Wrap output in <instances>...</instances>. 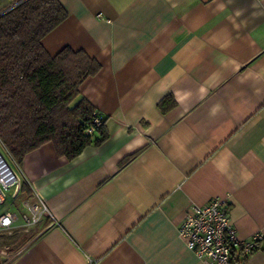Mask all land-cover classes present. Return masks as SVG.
Segmentation results:
<instances>
[{"label": "crops", "instance_id": "0c3cea01", "mask_svg": "<svg viewBox=\"0 0 264 264\" xmlns=\"http://www.w3.org/2000/svg\"><path fill=\"white\" fill-rule=\"evenodd\" d=\"M58 1L41 44L99 62L79 93L106 138L72 159L46 142L14 166L52 216L0 232L4 264H203L177 227L214 197L238 239L264 237V0ZM233 261L264 264V241Z\"/></svg>", "mask_w": 264, "mask_h": 264}, {"label": "trees", "instance_id": "16d2710c", "mask_svg": "<svg viewBox=\"0 0 264 264\" xmlns=\"http://www.w3.org/2000/svg\"><path fill=\"white\" fill-rule=\"evenodd\" d=\"M0 12V143L7 156L19 166L46 142L67 159L100 144L106 138L103 121L93 133L86 132L100 114L79 93L82 81L100 69L99 62L68 47L51 56L41 44L66 17L62 4L9 0ZM173 104L168 96L158 106L164 112ZM20 194L31 196L25 181Z\"/></svg>", "mask_w": 264, "mask_h": 264}, {"label": "built area", "instance_id": "2783aa9c", "mask_svg": "<svg viewBox=\"0 0 264 264\" xmlns=\"http://www.w3.org/2000/svg\"><path fill=\"white\" fill-rule=\"evenodd\" d=\"M103 121L101 115L95 116L92 126L86 132L93 133L94 127ZM21 179L9 162L7 153L0 143V204L9 196L18 198ZM18 211H5L0 215V232L11 233L14 229L28 230L44 216H52L46 202L38 196L21 200ZM20 220L21 224H16ZM7 221V223H5ZM177 233L184 244L203 264H234L233 251L240 249L243 256H249L259 247L264 238L260 234L252 240L237 238L230 219V211L225 198L214 197L203 205L191 204L177 227ZM8 256L7 248L0 247V262Z\"/></svg>", "mask_w": 264, "mask_h": 264}, {"label": "rangeland", "instance_id": "374dc122", "mask_svg": "<svg viewBox=\"0 0 264 264\" xmlns=\"http://www.w3.org/2000/svg\"><path fill=\"white\" fill-rule=\"evenodd\" d=\"M8 160L13 166H15L14 162L9 157ZM9 206H10V200L7 198V200L0 205V211L6 209Z\"/></svg>", "mask_w": 264, "mask_h": 264}, {"label": "snow or ice", "instance_id": "6c2138e0", "mask_svg": "<svg viewBox=\"0 0 264 264\" xmlns=\"http://www.w3.org/2000/svg\"><path fill=\"white\" fill-rule=\"evenodd\" d=\"M5 223H7V221H5Z\"/></svg>", "mask_w": 264, "mask_h": 264}, {"label": "water", "instance_id": "95a60500", "mask_svg": "<svg viewBox=\"0 0 264 264\" xmlns=\"http://www.w3.org/2000/svg\"><path fill=\"white\" fill-rule=\"evenodd\" d=\"M4 11V10H3ZM1 13V12H0Z\"/></svg>", "mask_w": 264, "mask_h": 264}]
</instances>
